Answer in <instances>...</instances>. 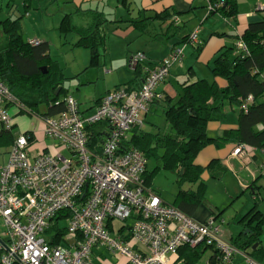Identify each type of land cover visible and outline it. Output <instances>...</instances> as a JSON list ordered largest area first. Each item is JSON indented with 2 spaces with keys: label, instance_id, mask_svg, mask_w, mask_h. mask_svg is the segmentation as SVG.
Listing matches in <instances>:
<instances>
[{
  "label": "trees",
  "instance_id": "obj_1",
  "mask_svg": "<svg viewBox=\"0 0 264 264\" xmlns=\"http://www.w3.org/2000/svg\"><path fill=\"white\" fill-rule=\"evenodd\" d=\"M199 1L202 2L207 17L219 14L224 19L233 20L238 14L237 0ZM27 2L26 0L24 4L28 5ZM114 4H116L114 14H105L97 8L76 9L79 16L83 15L88 19L86 26L72 24L69 15L61 19L60 31L69 32L77 38L73 44L75 48L89 51L91 65H96L106 56L109 32L129 30L136 35L135 39L146 37L149 41H153L155 34L150 28L153 23L159 22L161 32L163 31L161 35H164L167 41L170 38L178 40L171 46L169 56L162 61L147 62L145 55L140 51L137 53L144 56V62L133 66L130 60L134 56L131 54L128 58L129 68L134 67V79L115 87L114 90L120 87H125L127 91L137 90L147 74L155 67L163 65L165 61L170 64L166 76L157 84L146 112L142 113L143 127L131 130L123 140L122 148L135 149L147 160L142 174L145 188L159 196L164 205L172 206L190 218L204 200L206 185L202 181V176L207 174L214 180H220L226 170L225 165L215 161L207 167L196 165L195 159L202 150L209 146L220 150L228 144H233L251 149L254 154L250 157V161L252 158L255 160V154L259 153L262 163L253 168L251 161V164L249 163L245 168L252 178L250 182L245 183L243 191L250 192L252 207L238 220L241 226L240 232L227 243L236 249L229 262L234 256L242 253L245 264H248L247 259L260 264L264 257V246L261 242V236L264 235L262 230L264 214L258 209L259 202L264 204V195L259 197V190L264 189V186L262 188L258 184L264 179V15H260L258 21L249 23L243 34L235 38L234 47L220 51L209 63L212 79L223 80L226 83L224 87H219L215 80L195 78L191 81L185 80L178 85L173 84L175 91L172 93L166 91L160 93L157 89L170 75V67L173 64L182 66L184 48L188 45L192 46L195 53L199 54L204 42L197 40V31L188 30L186 34H181L187 29L188 24L185 19H180L184 16H180L173 9L147 15L144 10H134L130 7L128 0H115ZM24 16L19 15L14 19L7 16L0 21V83L19 102L21 108L17 109V112L33 116L39 121L55 120L66 116L65 101L70 97L75 101L82 118L94 115L109 92L94 101L96 108L93 114H82L77 100L72 95H67L68 89L65 83L68 78H65L62 69L49 56L48 43L44 41L33 45L31 40L23 39L21 19ZM193 35L195 41L192 40ZM238 43H242V49L238 47ZM178 51H181V54ZM172 57H175L174 61L170 60ZM76 77L78 78V75ZM249 97L250 101H248ZM3 105L4 109H15L14 104ZM225 105L232 106L237 111L236 128L226 130L218 137L209 136L208 125L220 123L225 119ZM155 107L159 108L164 116L165 130H160L154 122L147 120L150 109ZM108 129L109 125L106 121L85 126L87 147L91 152L101 153ZM24 134L32 146L35 142L33 133L29 131ZM14 138L11 128L1 127L0 147H8ZM150 161L155 163L152 170L148 168ZM255 169L257 173L253 176ZM160 170L176 176L178 191L171 202L163 199L160 192L153 187V178ZM185 184L191 187L182 189ZM69 218V211H63L50 221L45 231L48 244L65 246ZM210 219L217 221L215 216ZM207 221L209 219L202 223ZM123 224L116 229L113 221H108V231L115 235L120 234L128 227L125 226L127 223ZM207 250L215 254L210 258L209 264H219L221 260L224 261L222 253L212 244H199L195 247L184 244L171 257L172 263L198 264ZM92 252L90 260H92ZM101 257L104 258L103 255ZM101 257L99 258L103 262Z\"/></svg>",
  "mask_w": 264,
  "mask_h": 264
},
{
  "label": "built area",
  "instance_id": "obj_2",
  "mask_svg": "<svg viewBox=\"0 0 264 264\" xmlns=\"http://www.w3.org/2000/svg\"><path fill=\"white\" fill-rule=\"evenodd\" d=\"M238 47L242 49V43ZM142 62L140 53L130 60L133 66ZM169 64L155 67L137 90L110 91L89 118H82L75 101L67 98L66 116L42 121L44 136L55 142L54 154L31 155L25 134L14 138L7 161L0 165V220L6 239L5 245L0 243V264H91L97 246L122 256L128 264H174L171 257L184 244H212L229 262L236 249L222 240L220 224L213 219L198 223L164 205L143 184L145 157L135 149L122 148L129 132L143 127L142 113ZM5 103L21 108L0 83V123L9 129L12 119L3 108ZM103 121L109 129L101 153L96 154L87 147L84 128ZM247 150L235 146L230 156L249 163ZM63 211L70 213L65 246H51L45 231ZM108 221L128 223V227L115 235L108 231ZM69 237L74 239L72 244L67 242ZM247 263L255 264L250 259Z\"/></svg>",
  "mask_w": 264,
  "mask_h": 264
},
{
  "label": "rangeland",
  "instance_id": "obj_3",
  "mask_svg": "<svg viewBox=\"0 0 264 264\" xmlns=\"http://www.w3.org/2000/svg\"><path fill=\"white\" fill-rule=\"evenodd\" d=\"M9 2V0H7ZM23 0H17L16 5L18 7V11L16 15H23L24 16V7L22 5ZM238 5L243 8H247L246 11L254 10V6L257 0H237ZM199 4V2L197 1ZM261 5L264 4V0H260ZM37 4V3H36ZM43 6L39 15L36 13L38 12L34 8H30L28 10V15H25L21 19V34L24 40L28 41L30 38H41L43 41L48 42L49 44V56L56 61V64L62 69V72L65 76L66 83L65 86L74 87L76 83H78V79L76 74L78 72L86 73L87 78H92L93 84H89L85 87L80 88V90L88 94V96L101 95L106 92L107 88H113L114 86H122L123 84L129 82L134 78V73L128 65V58H130L131 54L134 56L137 51L145 52L151 54V52L156 53L153 55L154 58H161L164 57L166 54L165 52H161L166 47L169 48L171 45V41L173 39H168L161 35V29L159 27V22L153 23L150 28V31L154 33L153 37H155V41H149L146 37H141L139 39H135V34L126 31H120L123 34V38H116L113 33L109 32L108 36V47H107V55L104 57L103 60H99L96 65L90 64V54L87 49L84 48H75L74 42L76 41V37L73 34L62 33L59 29L61 16L60 12L62 10H66L67 7L64 6L63 0H45L43 2ZM98 5V6H97ZM6 0H0V21L4 20L6 15ZM89 5H86L82 8V10H86ZM91 8H97L98 10L103 11L105 14H114L116 11V4L112 0H105L101 4L92 3ZM200 9L201 5L199 6ZM78 13V12H77ZM203 9L199 17L197 16L193 20H186L189 27L181 34H186V32L194 26H198L200 20L203 19ZM183 20V17H180ZM87 20L85 17L77 16L71 18V23L74 25H83L86 26ZM212 19H208L209 22ZM179 34V36L181 35ZM173 38V37H172ZM148 40V41H146ZM190 47V46H189ZM127 53V58L125 54ZM185 56V54L183 53ZM183 56V59H184ZM166 58V57H164ZM188 64L187 59L183 63ZM135 66V65H134ZM179 64H173L170 67V80L175 81V76L179 75L177 73ZM105 71H110L111 74L109 76H104ZM184 74V72L182 73ZM181 75V73H180ZM116 80H121L120 83H114ZM181 82V81H179ZM174 84V82H171ZM171 83L167 82L171 89L175 91V88L171 87ZM175 84L176 83L175 81ZM162 90V89H160ZM172 91V92H174ZM110 92V91H109ZM73 97L76 99H81V105H85L84 100L81 96L72 93ZM227 107V106H225ZM234 114V113H233ZM232 113H227V118L230 120L233 116ZM26 116V115H25ZM24 116V117H25ZM27 120L26 125H30V129L35 130V135L38 133V125L36 121L29 116L25 117ZM148 121L154 122L156 126L159 127L160 130H165L166 123L164 120V116L161 110L157 107L150 109V114L147 117ZM41 125L42 124V121ZM147 126V125H146ZM145 126V127H146ZM17 129H13V133H15ZM46 144L47 146H52L55 144L50 139H43V141L34 143L36 150H41L40 144ZM36 144L38 145L36 147ZM32 151V146L29 148ZM234 150V149H233ZM64 155H67V152H64ZM155 163L150 161L148 164V168L152 170ZM251 169H253L251 167ZM251 177L247 173V170L238 164L237 167H234V171L232 172L229 169H226L223 172L222 178L220 180H214L210 178L207 174L202 176V181L206 185V190L204 192V200L201 205L198 207L197 216H205L206 220L210 219L212 216H215L216 219L218 218L217 215L225 222L223 229H225L233 224L232 220L235 218L236 214H238V219L235 221V224H238V220L241 214H244L252 207V201L249 198V191L244 192L243 186L239 184L240 182H250ZM259 185L264 186V179H261L258 183ZM153 187L158 190L163 199L167 202H171L172 198L178 191V187L176 184V176L171 174L170 172L160 170L158 171L154 178H153ZM189 185H184L182 189L186 190L190 188ZM196 188V187H195ZM263 188V187H262ZM264 195V189L259 190V197ZM248 208V210H247ZM258 209L264 214V204L259 202ZM197 218V217H195ZM195 220V219H194ZM218 221V220H217ZM219 223V221H218ZM115 228H120L124 224L119 221H113ZM128 224V223H127ZM233 228L236 226L231 225ZM262 230L264 231V223L262 225ZM238 229L236 228V232ZM4 232V228L2 227V222L0 220V235ZM67 237V236H66ZM67 242L72 244L74 242L73 238H68ZM261 242L264 246V235L261 236ZM116 257H120L124 259L127 263V260L122 256L117 255ZM260 264H264V257L260 261Z\"/></svg>",
  "mask_w": 264,
  "mask_h": 264
},
{
  "label": "crops",
  "instance_id": "obj_4",
  "mask_svg": "<svg viewBox=\"0 0 264 264\" xmlns=\"http://www.w3.org/2000/svg\"><path fill=\"white\" fill-rule=\"evenodd\" d=\"M25 1L26 0L22 1V5L24 7V10L26 11V13L24 15H28V10L30 8H34L35 10H37L38 12L36 14L39 15V13L42 9L41 6H43L44 5L43 2H45V0H27L28 5H25L24 4ZM104 1L105 0H63L64 6H66L67 9L62 10V12H60L61 13L60 16L63 18V16L69 15L70 20H71L72 17L79 16V13L76 12L79 8H83L84 6L89 5L87 7H88V9H91L90 6L92 3L96 2L97 4H101ZM112 1H115V0H112ZM128 1L130 3V7H132L134 10L135 9L144 10L147 15L161 13L166 9H173L180 16H184L183 20L184 19L185 20H187V19L193 20L197 16L199 17L201 10L203 9V13H204L203 19L200 20L198 26H196V27L194 26V28H192L190 30H192V32L197 31V40L200 42H204V46L201 49V51L199 52V54L195 53L192 46L189 47V45H188L184 48L185 56L183 59V63L187 59L188 64L184 65L182 63V66H178V69L176 71L179 75H176L174 77L176 83H178V84H180L181 82H183L185 80L191 81L195 78H205L208 81H211V80L214 81L215 80L216 84L219 87H224L226 83L223 80H221L219 78L212 79V76L210 74V70L208 68L209 63L220 51L225 50L227 48L234 47L235 46L234 45L235 38L240 37L243 34V32L245 31V29L249 25V23L258 21L259 16L264 15V4L261 5L260 0H257L256 4L254 6V10H252V11L251 10L246 11L247 8H243V7H240L238 5L237 6L238 14H237L236 18L233 20L232 19H224L219 14H214L212 16L207 17V13H205V9L202 6L203 4L199 0H128ZM197 1L199 2V4L197 3ZM16 3H17V0H9V2L6 0V5H7L6 6V15L8 16V18L14 19L18 16V15H16V12L18 11L19 6H17ZM237 4H238V2H237ZM200 5H201L202 9L199 8ZM82 17H85V16L82 15ZM212 18H213V20H210L209 22H207L208 19H212ZM113 32H114L113 35L116 38H123L122 32H120V31H113ZM126 32L128 33L130 31L127 30ZM28 40L37 41V42H44L43 39H41V38L37 39L35 37L30 38ZM153 41H155V40H153ZM175 41H178V40L173 39L171 41V45L169 46V48L166 47L164 50L161 51V52L166 53L164 55V57L167 58L169 56L170 51H171L170 50L171 46L173 44H175ZM137 52H139V51H137ZM142 53L145 55L147 62L152 61V62L156 63V62L162 61L164 59V57L154 58L153 55L156 54L154 52H151V54H149L150 52H148V53L142 52ZM125 57L127 58V53L125 54ZM133 69H134V67H133ZM133 69H132V71H133ZM183 72H184V74H182ZM133 73H134V71H133ZM180 73H181V75H180ZM110 74H111L110 71L104 72V76H109ZM76 75H78V78H77L78 83H76L74 87L66 86V88L68 89L67 95H72V93L74 92L75 94L81 96L85 102L84 103L85 105H81V99H78V97H77L76 100L78 102L79 111L84 115H91V114H93V112L95 111V108H96L94 101L101 98L102 96H104V94H106L107 92L113 91L115 89V87H117V86H114L113 88H110V89L107 88L106 92H104L103 94H101L99 96L96 94H94L93 96H88V94L83 93L80 90V88L85 87L89 84H93L92 78H87V74L81 73V72H78V74H76ZM132 80H130V81H132ZM120 81L121 80H116V82H114V83L119 84ZM175 81L174 80L171 81L170 77L168 76L166 81L158 87L157 91L160 93L163 91L172 93V91H174V90L171 89L166 84H167V82H170V83L174 82V84H175ZM179 81H181V82H179ZM178 84H176V85H178ZM171 87L174 88L173 83H171ZM160 89H162V90H160ZM72 96H74V95H72ZM225 106H227L224 108V113L226 115L225 119L220 123H211L208 125L207 133L209 136L218 137L224 131L236 128L237 111L232 106H229V105H225ZM7 111L10 114L11 119H12V123H11L12 133H13V129H15V128L17 129V131L15 133H13L14 137H16L20 134H24L25 132L31 131L33 133V136L35 139L34 143H37V141L41 142V141H43V139H47L44 136L43 126L41 125V122L39 120H37L33 116H29L28 114H19L17 112V110L14 108H10ZM229 112L232 114L234 113L233 116L235 115L230 120L227 118V113H229ZM25 115L27 117L29 116V118H31V119L33 118L36 121V123L38 125V129H37L38 133L36 135H35L36 128L34 127V130H31L30 125H29V127H28V125H26L27 120L25 118L26 117ZM1 127H2V125L0 123V129H1ZM40 145H41V150H36L34 148L35 144L32 145L31 155H36L39 151H45V152H48L51 154L56 153L55 150L51 146H47L46 144H43V143H41ZM37 146L38 145L36 144V147ZM9 148H10V145L8 147H3V146L0 147V165H4L5 162L7 161V154H8ZM234 148H235V145H233V144H228L220 150L215 149L213 146H209V147L205 148L204 150H202L197 155V157L195 159V164L199 165L201 167H207L212 161H215V163L220 162L223 166L225 165L226 169H229L233 172L234 167H237L238 164L240 166H242L243 168H246L249 165V163L252 161L251 166L253 168H255V167H257V165L262 163V157L259 153L255 154L256 155L255 160H252L253 159L252 158L249 163L248 162L242 163L240 160L235 159L234 157L230 156L231 152L233 151ZM253 154L254 153L252 152V150L248 148L247 155H249V157H252ZM244 165H246V167ZM255 173H257L256 169L253 173V176L255 175ZM249 176H251V175H249ZM238 182L242 186L245 185L244 182H240V181H238ZM197 210H196V212H197ZM247 210H248V208H247ZM196 212L194 213L192 218L195 219V221L198 223L205 222L206 217L200 216V215L197 216ZM243 214H244V212L241 214V216ZM195 217H197V218H195ZM217 217H218L217 220L219 221V224H220L222 240L224 242H230V239L233 236L237 235L241 230L240 224L239 223L235 224V221L238 219V214H236L235 218H233L232 222L233 221L234 222H233V224H231V225L236 226V228L238 229L237 232H236V228H233L231 225H229L224 231L223 226H224L225 222H224L223 218L221 219L219 217V215H217ZM0 243L3 245L6 244L4 232L0 235ZM102 255L104 256L105 259L103 257H101ZM213 255H215L213 251L207 250L203 254V256L200 259V261L198 262V264H209V260ZM99 257L102 258L103 262L101 261V259ZM173 258H175V257H173ZM218 259H219V257H218ZM171 260H172V258H171ZM91 261H92L91 262L92 264H126L124 259H121L120 257H116V255H112L111 253H108V251L105 250L102 246H97L96 248L93 249ZM177 264H180V263H177ZM219 264H245V262L243 259V254L241 253L240 255L238 254V255L234 256V258L229 263H226V262L221 260V263L219 262Z\"/></svg>",
  "mask_w": 264,
  "mask_h": 264
},
{
  "label": "water",
  "instance_id": "obj_5",
  "mask_svg": "<svg viewBox=\"0 0 264 264\" xmlns=\"http://www.w3.org/2000/svg\"><path fill=\"white\" fill-rule=\"evenodd\" d=\"M43 70H44V68H43ZM44 72H45V71H44ZM57 92H58V91H57ZM57 92H56V93H57ZM255 247H256V245H254V248H255Z\"/></svg>",
  "mask_w": 264,
  "mask_h": 264
},
{
  "label": "bare ground",
  "instance_id": "obj_6",
  "mask_svg": "<svg viewBox=\"0 0 264 264\" xmlns=\"http://www.w3.org/2000/svg\"><path fill=\"white\" fill-rule=\"evenodd\" d=\"M7 110V109H6Z\"/></svg>",
  "mask_w": 264,
  "mask_h": 264
}]
</instances>
